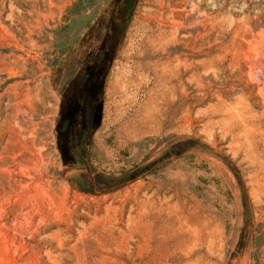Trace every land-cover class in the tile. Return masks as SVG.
Listing matches in <instances>:
<instances>
[{
	"label": "rangeland",
	"instance_id": "rangeland-1",
	"mask_svg": "<svg viewBox=\"0 0 264 264\" xmlns=\"http://www.w3.org/2000/svg\"><path fill=\"white\" fill-rule=\"evenodd\" d=\"M0 264H264V0H0Z\"/></svg>",
	"mask_w": 264,
	"mask_h": 264
},
{
	"label": "bare ground",
	"instance_id": "bare-ground-1",
	"mask_svg": "<svg viewBox=\"0 0 264 264\" xmlns=\"http://www.w3.org/2000/svg\"><path fill=\"white\" fill-rule=\"evenodd\" d=\"M159 117V116H158Z\"/></svg>",
	"mask_w": 264,
	"mask_h": 264
}]
</instances>
